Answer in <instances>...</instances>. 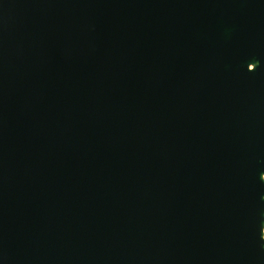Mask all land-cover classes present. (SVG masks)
I'll use <instances>...</instances> for the list:
<instances>
[{
  "label": "water",
  "instance_id": "obj_1",
  "mask_svg": "<svg viewBox=\"0 0 264 264\" xmlns=\"http://www.w3.org/2000/svg\"><path fill=\"white\" fill-rule=\"evenodd\" d=\"M263 220L264 0H0V264H264Z\"/></svg>",
  "mask_w": 264,
  "mask_h": 264
},
{
  "label": "bare ground",
  "instance_id": "obj_2",
  "mask_svg": "<svg viewBox=\"0 0 264 264\" xmlns=\"http://www.w3.org/2000/svg\"><path fill=\"white\" fill-rule=\"evenodd\" d=\"M250 67H253V64H250ZM262 238L264 239V220L262 222Z\"/></svg>",
  "mask_w": 264,
  "mask_h": 264
}]
</instances>
